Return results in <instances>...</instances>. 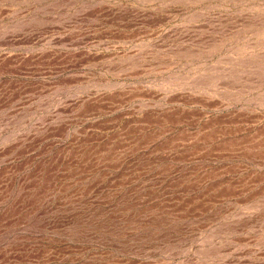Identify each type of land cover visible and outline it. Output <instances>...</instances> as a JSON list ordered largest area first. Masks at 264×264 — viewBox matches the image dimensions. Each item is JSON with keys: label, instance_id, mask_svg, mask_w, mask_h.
<instances>
[{"label": "rangeland", "instance_id": "1", "mask_svg": "<svg viewBox=\"0 0 264 264\" xmlns=\"http://www.w3.org/2000/svg\"><path fill=\"white\" fill-rule=\"evenodd\" d=\"M0 264H264V0H0Z\"/></svg>", "mask_w": 264, "mask_h": 264}]
</instances>
